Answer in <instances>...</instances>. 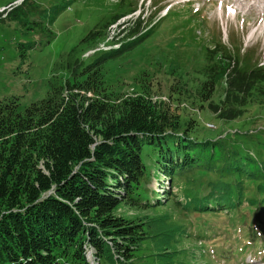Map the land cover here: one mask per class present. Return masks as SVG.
Here are the masks:
<instances>
[{
  "label": "trees",
  "instance_id": "1",
  "mask_svg": "<svg viewBox=\"0 0 264 264\" xmlns=\"http://www.w3.org/2000/svg\"><path fill=\"white\" fill-rule=\"evenodd\" d=\"M15 1L20 4L0 13V20L31 6V0ZM138 24L124 30L128 41L118 49L85 65L74 54L102 37L100 31L90 32L56 66L71 78H53L42 100L23 110L15 99L0 101V264H83L88 248L98 263L134 264L151 224L117 209L172 204L176 181L195 172L218 176L205 182L209 190L201 198L216 201L212 212L234 205L229 196L237 182L235 170L222 169L226 148L202 135L198 118H183L171 109L173 102L153 103L147 92L123 98L103 93L100 65L147 37L150 29L142 33ZM217 47L207 51L209 62L198 71L192 90L177 80L182 87L171 100L179 104L185 96L194 108L224 123L254 106L264 111V64L252 59V51ZM211 126L204 128L216 130ZM246 166L237 168L239 176L262 177ZM160 176L165 184L157 192L149 186ZM164 220L154 221L162 225Z\"/></svg>",
  "mask_w": 264,
  "mask_h": 264
},
{
  "label": "rangeland",
  "instance_id": "2",
  "mask_svg": "<svg viewBox=\"0 0 264 264\" xmlns=\"http://www.w3.org/2000/svg\"><path fill=\"white\" fill-rule=\"evenodd\" d=\"M13 1L0 0V12L9 11L8 4ZM233 1L31 0L30 7L18 9L8 20H0V101L15 99L23 110L42 100L53 78L60 82L71 78L67 69L56 66L90 32L100 31L102 37L95 39L96 44H82L74 56L79 59L91 49L100 52L81 59L85 65L103 52L118 49V44L128 41L124 30L139 23L142 33L150 29L147 37L100 65L103 93L123 98L147 92L153 103L173 102L174 112L185 119L198 118L202 135L208 140L217 139L226 148L222 169L233 168L232 178L237 182L229 196L234 205L226 204L225 211L212 212L209 207L217 205L213 199L201 201L209 190L205 182L218 178L211 171L178 179L172 190V204L149 210L123 205L117 209L131 219L151 224L134 264L264 262V111L254 106L241 118L224 123L205 110L197 108L198 111L185 96L179 104L171 100L182 87L177 80L192 90L198 71L209 62L207 51L218 45L233 51L240 47L242 53L252 51V59L264 64V13L248 10L243 2L239 9ZM18 4L19 1L12 7ZM117 15L124 17L103 27L105 21ZM23 44L31 48L24 51L20 48ZM237 60L242 57L239 55ZM210 125L216 130L204 128H212ZM246 164L262 172V177L251 180V173L245 178L239 176L237 168L243 169ZM164 184L160 176V180H152L149 188L159 192ZM242 188L245 191L239 192ZM238 192L241 200L236 199ZM163 217L162 225L155 223V219ZM99 264L108 263L102 259Z\"/></svg>",
  "mask_w": 264,
  "mask_h": 264
},
{
  "label": "bare ground",
  "instance_id": "3",
  "mask_svg": "<svg viewBox=\"0 0 264 264\" xmlns=\"http://www.w3.org/2000/svg\"><path fill=\"white\" fill-rule=\"evenodd\" d=\"M233 2L234 5H236V7L239 9L243 8V6L240 5V3L243 2L248 10L253 9L260 12L261 14L264 13V0H234Z\"/></svg>",
  "mask_w": 264,
  "mask_h": 264
}]
</instances>
